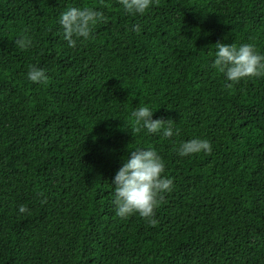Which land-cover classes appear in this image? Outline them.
<instances>
[{
	"label": "trees",
	"instance_id": "trees-1",
	"mask_svg": "<svg viewBox=\"0 0 264 264\" xmlns=\"http://www.w3.org/2000/svg\"><path fill=\"white\" fill-rule=\"evenodd\" d=\"M69 5L105 13L75 47L57 23ZM218 41L264 54V0H153L135 16L119 0H0V264H264V75L227 80ZM141 105L178 135L132 132ZM193 137L211 152L178 155ZM137 147L173 180L152 224L113 204Z\"/></svg>",
	"mask_w": 264,
	"mask_h": 264
},
{
	"label": "clouds",
	"instance_id": "clouds-1",
	"mask_svg": "<svg viewBox=\"0 0 264 264\" xmlns=\"http://www.w3.org/2000/svg\"><path fill=\"white\" fill-rule=\"evenodd\" d=\"M153 3V0H119L123 10L129 15H143ZM105 21L103 10L88 6L78 7L69 5L59 15L57 23L61 26L63 38L69 47L77 46L78 38L87 40L94 25ZM134 31H139V25H133ZM17 44L21 48L30 47L32 40L27 35H21ZM216 51L212 64L224 73L229 81H238L246 77L264 75V54L258 52L255 46L249 43L234 45L216 42ZM27 79L39 83L47 79L45 70L31 66L26 73ZM153 108L141 105L134 108L130 116L134 127L132 132L144 129L146 133H159L165 138L178 135L174 130L172 120L153 118ZM178 155L188 156L201 151L209 153L212 150L207 139L193 137L179 144L176 149ZM164 161L152 147H137L130 151L115 171L111 185L113 186V204L118 217L127 218L133 213L140 217L149 218V223H155L154 209L158 198L173 187V180L162 175ZM26 207L18 206L20 213Z\"/></svg>",
	"mask_w": 264,
	"mask_h": 264
}]
</instances>
